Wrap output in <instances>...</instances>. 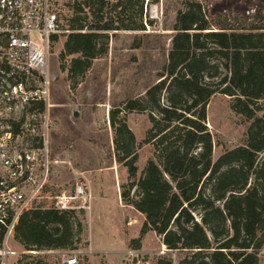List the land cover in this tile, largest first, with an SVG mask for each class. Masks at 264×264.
<instances>
[{
    "label": "trees",
    "instance_id": "1",
    "mask_svg": "<svg viewBox=\"0 0 264 264\" xmlns=\"http://www.w3.org/2000/svg\"><path fill=\"white\" fill-rule=\"evenodd\" d=\"M130 1L120 0L114 7ZM105 4H75L61 53L62 59L71 57L74 79L107 52L102 39L108 35L102 32L130 28L105 19ZM88 7L94 8L91 21ZM224 18V26L215 29L198 3L181 11L159 79L124 108L126 113L147 112L152 124L144 143L153 145V156L138 182L121 193L125 204L145 215L136 248L154 231L168 250L183 253L178 264H260L264 248V27L236 25V16ZM251 19L246 16L245 22ZM217 92L233 98V111L249 125L246 143L214 162L206 121L207 106ZM119 114L118 109L110 113L115 158L132 179L138 170L137 140L126 116ZM84 216L55 208L26 211L15 227V239L27 250L75 251ZM4 233L1 228L0 239ZM154 264H173V259L160 256Z\"/></svg>",
    "mask_w": 264,
    "mask_h": 264
},
{
    "label": "rangeland",
    "instance_id": "2",
    "mask_svg": "<svg viewBox=\"0 0 264 264\" xmlns=\"http://www.w3.org/2000/svg\"><path fill=\"white\" fill-rule=\"evenodd\" d=\"M83 1L57 0L62 28L53 41L49 62L51 76L55 77L53 102L62 105L53 112L62 121L61 130L57 132V136L63 140L59 150L61 156L64 159L68 157L69 161L63 165L62 177L58 173L54 182L60 185L58 189L69 191L76 179L84 177L83 170L113 164L116 153L113 141L115 132L110 122V113L118 109L119 118L126 116L128 126L136 136L139 153L136 162L138 170L134 178L129 177L128 168L121 164L126 171L119 174L122 193L130 182H138L154 152L152 144L144 143L146 133L152 126L148 113H126L124 108L128 100L144 95L147 88L159 79L168 60L178 14L189 4L198 3L215 29L224 26V17L233 19L235 16L238 20L232 23L236 25L251 27L254 24L264 27V4L260 0H145L143 4L131 0L114 7L120 0H104V18H113L116 24L130 28L102 32L108 35L102 39L106 42L107 52L94 59L84 75L74 79L69 73L71 57L62 59L61 53L66 35L70 32L69 20L76 15L75 4ZM93 9L86 8L88 21L92 20ZM246 16H252L248 23L245 22ZM141 25L145 26V30L137 29ZM232 102V97L217 92L207 106L206 125L213 135L214 162L225 151L242 146L247 140L249 122L233 111ZM75 113L78 115L75 116ZM97 160L99 163H96ZM107 175V197L102 203L103 217L95 224L94 235L105 246L120 248L119 253L110 254L109 257L106 254H94L89 261L85 254L88 234L85 215L82 238L76 244L77 250H37L40 252L25 254L16 264H68L67 260L71 256L77 258L78 264H154L160 256H169L173 264H178L183 253L168 250L154 231L144 235L141 248H136V239L140 235L145 215L134 208H125L126 214L120 219L123 234L126 235L123 238L119 226L122 209L118 202L114 173L108 172ZM123 204L127 205L124 201ZM130 236L133 238L128 239ZM11 245L19 251L26 249L16 239ZM260 256V264H264V248Z\"/></svg>",
    "mask_w": 264,
    "mask_h": 264
},
{
    "label": "built area",
    "instance_id": "3",
    "mask_svg": "<svg viewBox=\"0 0 264 264\" xmlns=\"http://www.w3.org/2000/svg\"><path fill=\"white\" fill-rule=\"evenodd\" d=\"M59 11L57 0H0V264L40 252L11 245L24 212L55 208L88 215L93 209L85 179L69 191L54 182L64 163L53 138L61 122L53 112L62 105L53 102L49 62L62 28ZM67 263L78 260L71 256Z\"/></svg>",
    "mask_w": 264,
    "mask_h": 264
},
{
    "label": "crops",
    "instance_id": "4",
    "mask_svg": "<svg viewBox=\"0 0 264 264\" xmlns=\"http://www.w3.org/2000/svg\"><path fill=\"white\" fill-rule=\"evenodd\" d=\"M61 122L59 123L57 130L53 134V138L55 142V149L57 150V152H60V153L61 151L59 150V148H61L62 146L61 144L63 140L61 139V137L57 136V132L61 128L60 126ZM60 158L64 162L62 165L58 167V170L60 173L59 177H62L63 170H64L63 165L66 164L69 161V159L68 157H65L64 159L62 156ZM96 163H99V161L97 160ZM112 163L113 164H109L105 166L104 168H101L100 166H97V167L94 166V167L87 168L82 171L83 176H84L83 178L86 180L87 185L94 196L93 209L90 214L86 215V218H85V221L87 222V227H88V234H87V239H86L87 248H85V254L89 258V261L93 258L94 254H106L109 257L110 254L119 253L121 251L120 248L112 249L111 247L105 246V244L101 243L102 241L100 239L96 240L95 235H94L95 234L94 233L95 224H97L98 221L103 217L102 203L107 197L106 183L108 180V175H107L108 172L114 173V177H115V183H116L117 191H118V202L122 209L121 216L119 217V226H120V232L123 238L126 237V235L123 234V229L120 224V219H122V217H124L126 214L125 208L127 207L134 208L133 206L124 205L122 201V197H121V190L119 187L118 180H119V174L122 175L124 174V172H126L125 167L121 165L120 163H118L115 157H114V162ZM129 238H133V236L128 237V239Z\"/></svg>",
    "mask_w": 264,
    "mask_h": 264
},
{
    "label": "water",
    "instance_id": "5",
    "mask_svg": "<svg viewBox=\"0 0 264 264\" xmlns=\"http://www.w3.org/2000/svg\"><path fill=\"white\" fill-rule=\"evenodd\" d=\"M78 114L77 113H75V116H77Z\"/></svg>",
    "mask_w": 264,
    "mask_h": 264
}]
</instances>
